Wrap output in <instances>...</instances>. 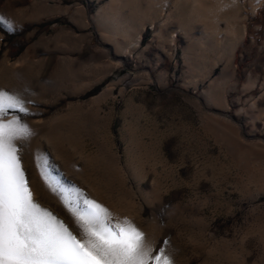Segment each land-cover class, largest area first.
Here are the masks:
<instances>
[{
    "label": "rangeland",
    "instance_id": "374dc122",
    "mask_svg": "<svg viewBox=\"0 0 264 264\" xmlns=\"http://www.w3.org/2000/svg\"><path fill=\"white\" fill-rule=\"evenodd\" d=\"M0 89L37 167L127 219L174 264H264V0H0ZM168 241V244H164Z\"/></svg>",
    "mask_w": 264,
    "mask_h": 264
},
{
    "label": "snow or ice",
    "instance_id": "6c2138e0",
    "mask_svg": "<svg viewBox=\"0 0 264 264\" xmlns=\"http://www.w3.org/2000/svg\"><path fill=\"white\" fill-rule=\"evenodd\" d=\"M9 31L18 25L0 14ZM23 96L0 89V264H174L173 250L155 248L133 222H113L110 211L79 188L51 176L42 156L37 167L50 191L71 214V226L35 199L18 142L35 135L9 110L30 113ZM168 244V241H164Z\"/></svg>",
    "mask_w": 264,
    "mask_h": 264
}]
</instances>
